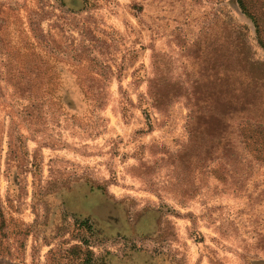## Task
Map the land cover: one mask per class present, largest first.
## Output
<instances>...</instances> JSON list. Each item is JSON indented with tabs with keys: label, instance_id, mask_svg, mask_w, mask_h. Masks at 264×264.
<instances>
[{
	"label": "rangeland",
	"instance_id": "rangeland-1",
	"mask_svg": "<svg viewBox=\"0 0 264 264\" xmlns=\"http://www.w3.org/2000/svg\"><path fill=\"white\" fill-rule=\"evenodd\" d=\"M29 9L0 0V264H264V166L236 141L264 82L246 90L238 31L264 48L237 0H94L62 29L92 101L62 65L46 95Z\"/></svg>",
	"mask_w": 264,
	"mask_h": 264
},
{
	"label": "trees",
	"instance_id": "trees-1",
	"mask_svg": "<svg viewBox=\"0 0 264 264\" xmlns=\"http://www.w3.org/2000/svg\"><path fill=\"white\" fill-rule=\"evenodd\" d=\"M83 3H78L76 0H29L30 9L29 15L26 17L28 21L29 31L33 35V39L38 36V26L33 23L37 14L40 15L49 22L46 33L42 34V40L39 43H35L32 49H41L42 51V65L44 67L43 74L46 85V95L53 97L56 88L58 87V66H67L73 72L81 94L85 100H98L99 94H95L93 86H88L85 82L95 79V75L91 68H93V60L85 58V54H81L75 47V39L69 35L65 36L66 27H71V20L77 17V14L88 10L94 0H82ZM82 4V5H81ZM237 4L241 12L248 17L255 28V35L257 37V43L264 48V20H260L252 8L254 4L252 0H237ZM39 5V7H38ZM79 5L78 7H76ZM84 5L83 10L80 8ZM16 9L12 18L15 23V34L17 38L21 40L24 32L20 30L18 24L20 21V11ZM80 11V12H77ZM259 16H264V11L258 12ZM70 25V26H69ZM67 29V28H66ZM69 31L71 32L70 28ZM81 33L90 34L88 27L81 28ZM80 35V34H79ZM84 35V34H83ZM82 35V36H83ZM86 36V35H84ZM263 36V37H262ZM69 38L71 39L69 41ZM236 41L237 50V62L241 69V73L244 74L250 83L246 85V90L250 91L251 86H256L257 83L264 82V75L256 71L259 66H264L263 62L255 60L254 55L250 52L251 46L247 41V36L241 31H238ZM15 45L16 53L18 54L23 48L22 46ZM87 57V55H86ZM26 55H19V67L22 69V65L25 61ZM263 89L264 84L260 85ZM237 143L242 147V150L246 155H251L252 159L264 166V113L257 115L254 111V107L248 109L247 116L239 123L237 128ZM89 252H85L84 256H89ZM83 256V254H82Z\"/></svg>",
	"mask_w": 264,
	"mask_h": 264
}]
</instances>
